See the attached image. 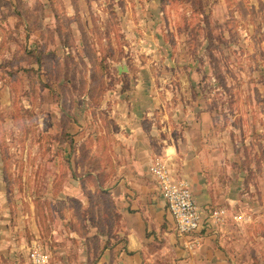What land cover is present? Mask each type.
Here are the masks:
<instances>
[{
  "label": "rangeland",
  "instance_id": "1",
  "mask_svg": "<svg viewBox=\"0 0 264 264\" xmlns=\"http://www.w3.org/2000/svg\"><path fill=\"white\" fill-rule=\"evenodd\" d=\"M163 1L104 0L106 14L84 29L81 22L79 37L71 33L77 21L47 18L54 5L0 0V210H24L31 201L41 221L83 224L85 264L102 256L120 216L108 174L93 173L109 150L87 147L91 136L76 131L74 94L100 93L107 86L100 78L124 76L118 65L160 64L153 70L160 78L191 80L190 90L218 111L228 139L243 144L244 166L254 157L249 171L264 169V0ZM67 26L71 36L63 37ZM181 84L179 92L187 91ZM69 130L85 147L62 149ZM76 188L80 197L64 193Z\"/></svg>",
  "mask_w": 264,
  "mask_h": 264
},
{
  "label": "crops",
  "instance_id": "2",
  "mask_svg": "<svg viewBox=\"0 0 264 264\" xmlns=\"http://www.w3.org/2000/svg\"><path fill=\"white\" fill-rule=\"evenodd\" d=\"M140 1L158 7L164 3ZM29 2L54 5L49 19L77 21L71 33L79 37L87 28L84 22L106 14L104 0ZM91 26L86 32L94 36ZM60 35L71 36L70 28L63 27ZM69 48L65 44V50ZM135 65L147 74L132 71ZM158 65H118L117 72L124 76L100 78V85H107L100 93L74 94L76 131L86 130L91 136L87 147L109 150L108 161L99 159L93 173L108 174L112 203L120 216L119 229L114 225L110 245L95 264H264V169L249 171L254 170V157L244 166L243 144L228 139L217 123L218 111L208 107L206 95L190 90L191 80L185 84L183 78H160L153 71ZM181 83L188 85L187 91L179 92ZM68 133L73 136L62 149L85 147L79 132ZM158 161L188 182L201 209L226 208V220L213 222L204 214L194 236H179L151 171ZM74 191L76 197L82 195L77 188L64 193ZM239 213L243 221L233 217ZM38 214L31 201L24 210L20 206L0 210V264H31L30 252L37 247L48 255V264H85L90 253L83 224L44 222Z\"/></svg>",
  "mask_w": 264,
  "mask_h": 264
},
{
  "label": "built area",
  "instance_id": "3",
  "mask_svg": "<svg viewBox=\"0 0 264 264\" xmlns=\"http://www.w3.org/2000/svg\"><path fill=\"white\" fill-rule=\"evenodd\" d=\"M151 171L158 181L161 194L173 217V228L179 236H194L200 230L204 214H208L213 222H222V219L228 215L224 207L211 208L206 211L201 209L196 203L188 182L173 176L164 162H156L151 167ZM233 217L236 220L243 218L239 214H234ZM48 259V255L41 248L37 247L30 252L31 264H48Z\"/></svg>",
  "mask_w": 264,
  "mask_h": 264
}]
</instances>
